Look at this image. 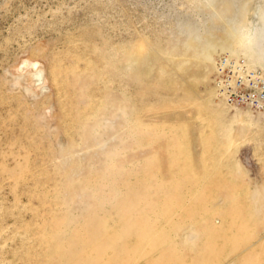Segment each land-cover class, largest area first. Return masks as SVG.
<instances>
[{
  "label": "rangeland",
  "instance_id": "rangeland-1",
  "mask_svg": "<svg viewBox=\"0 0 264 264\" xmlns=\"http://www.w3.org/2000/svg\"><path fill=\"white\" fill-rule=\"evenodd\" d=\"M260 4L0 0V264H264V118L213 82Z\"/></svg>",
  "mask_w": 264,
  "mask_h": 264
},
{
  "label": "built area",
  "instance_id": "built-area-1",
  "mask_svg": "<svg viewBox=\"0 0 264 264\" xmlns=\"http://www.w3.org/2000/svg\"><path fill=\"white\" fill-rule=\"evenodd\" d=\"M214 86L219 99L229 106L245 108L264 118V73L243 62L218 57Z\"/></svg>",
  "mask_w": 264,
  "mask_h": 264
},
{
  "label": "clouds",
  "instance_id": "clouds-1",
  "mask_svg": "<svg viewBox=\"0 0 264 264\" xmlns=\"http://www.w3.org/2000/svg\"><path fill=\"white\" fill-rule=\"evenodd\" d=\"M248 15L244 11L240 17L229 22L230 38L248 59H264V0L251 13L256 17V22L249 20Z\"/></svg>",
  "mask_w": 264,
  "mask_h": 264
},
{
  "label": "bare ground",
  "instance_id": "bare-ground-1",
  "mask_svg": "<svg viewBox=\"0 0 264 264\" xmlns=\"http://www.w3.org/2000/svg\"><path fill=\"white\" fill-rule=\"evenodd\" d=\"M232 40V39H231ZM232 42L234 43V41L232 40ZM235 45V44H234ZM229 46V45H228ZM228 46H227V48H228ZM230 47V46H229ZM236 49L237 50H239L237 47H236ZM239 52V54H241L242 56H244V58H246V60H248L250 63H252V64H255L254 62L255 61H257V60H253V59H248L246 56H245V54L244 53H242L240 50L238 51ZM209 57V56H208ZM237 58V57H236ZM209 60H212V58L211 57H209ZM259 61H263L264 62V59H258ZM248 68H250V69H255V68H251V67H249L246 63H244ZM36 65V64H35ZM34 69V68H33ZM258 70V69H257ZM260 71H262V70H260ZM262 73H264V71H262ZM40 71L37 69V68H35V71H34V74H33V76L34 77H36V78H38L39 76H40ZM38 86V85H37ZM215 87V86H214ZM215 91H216V93H217V90H216V88H215ZM217 96H218V93H217ZM221 101H223V100H221ZM223 103H225L224 101H223ZM226 105H228L227 103H225ZM229 106V105H228ZM231 107H233V106H231ZM235 108H239V107H235ZM250 111V110H249ZM252 112V111H251ZM258 115V114H257ZM260 116V115H259ZM262 117V116H261ZM241 129V128H240ZM239 131V130H238ZM240 132V131H239ZM238 132V134H237V137L239 138V137H242V134L241 133H239ZM187 236V240H190V239H193V236L194 235H192V233L188 236V234L186 235ZM230 264H232V263H230ZM234 264V263H233Z\"/></svg>",
  "mask_w": 264,
  "mask_h": 264
}]
</instances>
